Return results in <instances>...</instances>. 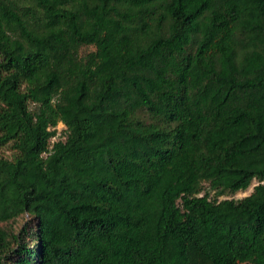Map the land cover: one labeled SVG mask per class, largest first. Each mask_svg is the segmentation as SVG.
Wrapping results in <instances>:
<instances>
[{
	"label": "trees",
	"instance_id": "trees-1",
	"mask_svg": "<svg viewBox=\"0 0 264 264\" xmlns=\"http://www.w3.org/2000/svg\"><path fill=\"white\" fill-rule=\"evenodd\" d=\"M3 148L0 264H264V0H0Z\"/></svg>",
	"mask_w": 264,
	"mask_h": 264
},
{
	"label": "rangeland",
	"instance_id": "rangeland-1",
	"mask_svg": "<svg viewBox=\"0 0 264 264\" xmlns=\"http://www.w3.org/2000/svg\"><path fill=\"white\" fill-rule=\"evenodd\" d=\"M64 130H65L64 125L63 124H59V126H58V137L54 138L52 140V142H56L59 139L60 140H64L65 139V136H66ZM0 154L2 156L8 157V158L12 157V152L10 150L6 149V148L0 149ZM256 184H257V182H254L253 183V186L248 191H246V192H239V193H237L236 195H234V196H232L230 198H233V199L238 200V199H242V198H245V197L249 196L253 192L254 186ZM221 199H225V198H221Z\"/></svg>",
	"mask_w": 264,
	"mask_h": 264
}]
</instances>
